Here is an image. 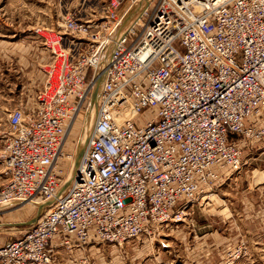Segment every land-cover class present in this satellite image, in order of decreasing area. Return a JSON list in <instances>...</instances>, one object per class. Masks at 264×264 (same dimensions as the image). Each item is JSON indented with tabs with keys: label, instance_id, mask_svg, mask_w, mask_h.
I'll use <instances>...</instances> for the list:
<instances>
[{
	"label": "built area",
	"instance_id": "1",
	"mask_svg": "<svg viewBox=\"0 0 264 264\" xmlns=\"http://www.w3.org/2000/svg\"><path fill=\"white\" fill-rule=\"evenodd\" d=\"M140 1L36 31L51 60L32 108L9 111L0 212L49 204L0 247V264H56L59 249L92 264L91 246L154 240L237 180L243 146L264 147V0H149L122 30ZM98 81L90 140L56 197L77 151H65L67 135Z\"/></svg>",
	"mask_w": 264,
	"mask_h": 264
},
{
	"label": "rangeland",
	"instance_id": "2",
	"mask_svg": "<svg viewBox=\"0 0 264 264\" xmlns=\"http://www.w3.org/2000/svg\"><path fill=\"white\" fill-rule=\"evenodd\" d=\"M145 2L141 0L140 5L126 15L122 30ZM107 3L108 0H0V132L7 133L9 111L18 102L26 106V101L44 83L37 86L39 89L32 86L39 83L38 73L44 75L42 67L51 58L44 39L36 31H63L62 24L68 14L82 20L98 18ZM63 43L62 48L69 46L67 40ZM19 55L24 58L22 62ZM32 55L38 62L34 69L25 62ZM94 106L90 102L87 115L76 117L66 138L65 151L71 152L77 147V151H81L79 158L84 148L83 144L79 147V141L84 138V145L87 142L86 131L94 122ZM242 157L237 180L222 184L210 201L199 200L177 228L164 231L154 240L141 236L123 247L98 245L96 264H225L226 253L241 245L246 249L245 255L234 264H264V147L256 144L247 149L243 146ZM61 164L67 173L70 165ZM66 173L58 196L70 184L59 193L67 184ZM2 182L3 178L0 184ZM42 212L41 209V215ZM36 213L37 207L28 203L0 212L5 224L0 230V244L20 237L33 224L30 222Z\"/></svg>",
	"mask_w": 264,
	"mask_h": 264
},
{
	"label": "crops",
	"instance_id": "3",
	"mask_svg": "<svg viewBox=\"0 0 264 264\" xmlns=\"http://www.w3.org/2000/svg\"><path fill=\"white\" fill-rule=\"evenodd\" d=\"M33 57H35V55H32V56L28 57V59L25 61L28 64V66L32 67V69H34L37 66V64H38V62L36 60H34ZM18 58H19V62L20 61L22 62V60L24 59V58L22 59V56L21 55H19ZM50 60H51V58H50ZM49 62L50 61L48 60L45 64H48ZM38 75H39V77L37 76V79H36V77H35V79L36 80H39V83L37 85H35L34 83H32V86H34L35 89L38 88L37 87L38 85H40V84H42L44 82L43 80H45V75H43L41 72H39ZM36 80H35V82H36ZM95 90H96V88H95ZM35 93L32 94L31 95V98L26 101L27 102L26 106L23 105V103L18 102V104L15 106V108L18 107L19 105H23L26 109L32 108V106H33V98H34ZM93 104H95V102H93ZM5 133H4V131L0 132V149L2 147L3 136L5 135ZM2 171H3V164H2V162L0 160V179L3 178ZM259 185H261V184H259ZM258 188H259L258 190L261 189V187H258ZM43 210H44V207L42 208V211ZM40 211H41V208L40 207H37V213H36L35 217L31 220L30 223H34L37 220V216H38V213ZM2 220L3 219L0 216V230H1V227H4L5 226V224L2 223ZM9 225H15V224H9ZM16 239L17 238L11 239V240L7 241L6 243H2V244H0V247L7 246L8 244H10L11 242H13ZM88 250H89V254H90V258H91L92 264H96V246H91V247H89ZM80 256H81V254L79 252L77 254H74L73 252H67L64 249H59L55 253V260H56V264H76L77 259Z\"/></svg>",
	"mask_w": 264,
	"mask_h": 264
},
{
	"label": "bare ground",
	"instance_id": "4",
	"mask_svg": "<svg viewBox=\"0 0 264 264\" xmlns=\"http://www.w3.org/2000/svg\"><path fill=\"white\" fill-rule=\"evenodd\" d=\"M143 1V0H142ZM149 3V0H146V2L144 3V4H148ZM140 5V4H139ZM98 83H100L99 81L96 83V85H95V87H94V91H95V88H96V99L94 100V102H95V106H94V108L96 107V100H97V96H98V91H99V88H100V86L98 87ZM98 87V88H97ZM94 108H93V110H94ZM87 115V114H86ZM90 130V129H89ZM86 137H87V142H86V144L84 145V138H82V139H80V141H79V144H80V146L79 147H81L82 146V144H83V146H84V148H83V154H84V152H85V149H86V146H87V144H88V142H89V140H90V134H89V131H88V129H87V131H86ZM81 149V148H80ZM78 151H80V150H78ZM81 152V151H80ZM83 156V155H82ZM81 156V157H82ZM81 157L77 160V163H76V161H75V159H71V166H70V169H69V171H68V177H67V184L66 185H68V183H70V181L72 180V178H73V175H74V173H75V170H76V168H77V166H78V163H79V161H80V159H81ZM76 164V165H75ZM71 175V176H70ZM65 181V182H66ZM66 188V187H65ZM59 193H61V192H59ZM57 196H58V194H57ZM56 196V197H57ZM212 196H213V194L212 195H208L205 199H207V200H209L210 201V199L212 198ZM38 204V205H37ZM29 205H32L33 207L34 206H36V207H40L41 209L43 208V204H41V203H34V202H32V203H29Z\"/></svg>",
	"mask_w": 264,
	"mask_h": 264
},
{
	"label": "water",
	"instance_id": "5",
	"mask_svg": "<svg viewBox=\"0 0 264 264\" xmlns=\"http://www.w3.org/2000/svg\"><path fill=\"white\" fill-rule=\"evenodd\" d=\"M95 98H96V92L93 91L92 98H91L92 103L94 102ZM79 156H80V151H77V152H76V155H75V161H76V163H77V159L79 158ZM65 187H67V185H63L62 188H61V190H60V192L64 191ZM48 204H49V203H45V204L43 205V207H45V206L48 205ZM39 217H40V212L38 213L37 219H38Z\"/></svg>",
	"mask_w": 264,
	"mask_h": 264
}]
</instances>
